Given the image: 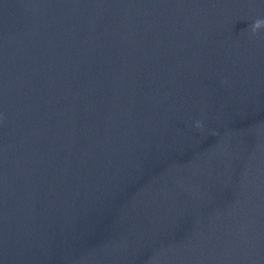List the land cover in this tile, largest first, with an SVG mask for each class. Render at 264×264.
I'll return each instance as SVG.
<instances>
[{
	"label": "water",
	"instance_id": "1",
	"mask_svg": "<svg viewBox=\"0 0 264 264\" xmlns=\"http://www.w3.org/2000/svg\"><path fill=\"white\" fill-rule=\"evenodd\" d=\"M0 264H264V0H0Z\"/></svg>",
	"mask_w": 264,
	"mask_h": 264
}]
</instances>
